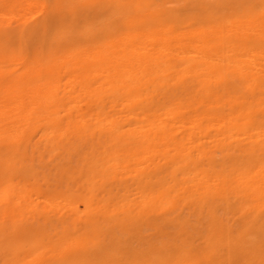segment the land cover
Wrapping results in <instances>:
<instances>
[{
    "label": "bare ground",
    "instance_id": "1",
    "mask_svg": "<svg viewBox=\"0 0 264 264\" xmlns=\"http://www.w3.org/2000/svg\"><path fill=\"white\" fill-rule=\"evenodd\" d=\"M0 264H264V0H0Z\"/></svg>",
    "mask_w": 264,
    "mask_h": 264
}]
</instances>
